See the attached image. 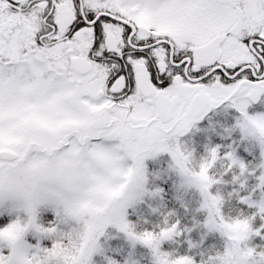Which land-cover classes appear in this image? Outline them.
I'll return each mask as SVG.
<instances>
[{
  "label": "snow or ice",
  "instance_id": "6c2138e0",
  "mask_svg": "<svg viewBox=\"0 0 264 264\" xmlns=\"http://www.w3.org/2000/svg\"><path fill=\"white\" fill-rule=\"evenodd\" d=\"M262 95L264 0H0V177L25 187L51 183L83 195L92 184L121 179L116 169H146V157L167 152L173 161L178 137L209 109L227 102L241 118ZM219 148H209L214 162ZM222 158L227 171L243 170L235 149ZM211 186L200 190L202 223L225 237L223 249L199 262L163 250L161 242L182 231L178 220L164 219L143 228L146 237L161 233L142 242L154 264H224L225 249L237 244L254 250L229 264H264V245L249 244L253 234L264 236V223L253 227L257 215L264 221V175L240 195L255 209L240 242L218 228L228 217L211 206ZM33 210L0 205V230L24 225L15 241L0 240V264H65L56 243H68L66 225L47 209L33 222ZM97 249L83 264H94Z\"/></svg>",
  "mask_w": 264,
  "mask_h": 264
},
{
  "label": "clouds",
  "instance_id": "9594fccd",
  "mask_svg": "<svg viewBox=\"0 0 264 264\" xmlns=\"http://www.w3.org/2000/svg\"><path fill=\"white\" fill-rule=\"evenodd\" d=\"M230 127L239 129L242 138L255 141L260 148V160L254 164L251 161L244 163L243 170L234 174L239 185L246 186L248 175L245 173L252 174L257 169H261L257 181L260 175H264V112L244 113L241 118H236ZM177 152V158L171 161L169 167L179 176L178 188L185 190L196 188L200 191L201 188L207 189L220 180V176L209 171L214 166L209 149L207 154L201 155L198 160L193 155L194 149L182 147L181 143ZM250 164L251 167H249ZM224 171H227V168ZM114 175L122 178L114 183L105 181L92 184L83 195H68L67 188L61 189L51 183H38L25 187L19 181H10L6 176L0 177V205L16 203L25 211L34 208L35 210L30 212L33 222L38 221L40 209L51 210L59 217L60 222L66 225V228L61 229V236H67L68 243L61 247L62 240H57L58 254L64 259L65 264H83L82 257L86 252L91 251L97 243L102 248L100 237L105 234L108 225L126 224V230L121 231L133 242L142 243L144 239L155 241L161 235L157 233L146 237L145 230L138 228L136 221L126 217V209L129 206L142 201L146 194L156 196L160 192L158 185L148 187L146 169L129 166L124 171L116 169ZM233 192L237 193L238 199L241 198L238 189H232L228 192V196L231 197ZM214 196L211 206L219 211L225 197L220 189L216 190ZM254 203L258 205L259 201ZM170 213L165 214V219ZM23 228L24 225L19 221L15 222L11 228L0 230V240L15 241ZM218 228L227 235L229 240L236 242L246 240L252 231L250 217L242 213L228 216V219L221 217ZM253 250V247L240 250L238 244L232 250L226 248L224 264H229L234 254L246 259L252 255ZM127 264H129L128 261Z\"/></svg>",
  "mask_w": 264,
  "mask_h": 264
},
{
  "label": "rangeland",
  "instance_id": "374dc122",
  "mask_svg": "<svg viewBox=\"0 0 264 264\" xmlns=\"http://www.w3.org/2000/svg\"><path fill=\"white\" fill-rule=\"evenodd\" d=\"M230 110H233L235 114L226 116ZM248 111L264 112V97H262L256 105L253 106L250 104ZM222 112L223 115H221ZM215 114L219 115L218 119H213L204 126L195 127L186 139L183 141L179 140V142L182 147L194 149L193 155L197 160L201 155L207 154V149L219 145L221 158H218L214 162L213 168L209 171L210 173L220 176V180L211 186L210 191L215 193L217 189H220L223 193L225 199L221 205V210L226 217H228V212L230 211L233 212L232 216H236L238 213H241L242 210L248 211L245 215L251 214L255 211L254 207L240 201L236 192H233L231 197L228 196V192L232 191V189H238L239 195L247 194L253 189V186L257 184V176L261 169H257L255 173L246 174L248 175L246 186L241 187L238 181H233L232 179L233 175L238 172L239 169L233 167L228 171H224L227 162L222 158V153L235 149V155L239 159H242L245 163L251 161L254 164L261 158L260 148L255 141L242 138L239 129L230 127L239 116L235 108L226 106ZM222 147L223 149L221 150ZM163 156L166 157V169H155L153 176L154 181L161 179L164 183L168 184L167 192L169 194V200H167V203H170L171 213L170 210L168 212L162 211V198L160 193L164 189L160 187L158 195L149 196L146 194L142 201L129 206L126 209V217H128V210L130 209L132 210L130 213V220L136 221L138 228L151 229L155 225L162 224L165 219V214L170 213L167 216L168 221L171 223L178 220V227L182 229V231L179 236L174 235L171 239L163 240L161 242V248L168 251L175 250V252L179 254H186L191 251L193 252V258L199 262L202 259V254L204 257H207L216 250H222L225 237H223L219 231L209 230L203 225L202 221L206 216V210L200 208V203L203 199L200 191L196 188H187L185 190L177 187L179 176L169 167L171 164V156L169 153L161 152L154 156L146 157V171L149 161L152 164H157ZM251 166L250 164L249 167ZM261 194V189H256L253 192V198L258 200ZM232 201L234 202L235 208H233L231 204ZM241 204H244L247 210L242 208ZM49 211L51 212V210ZM197 221H201V223H197ZM260 223H264V221L257 215L253 219V227H257ZM262 232H264V230H262ZM189 242L192 244L191 247H189ZM100 244L102 246V252L93 254L92 259L94 264H106V256H111L119 260L121 264H124L125 260H127L129 264H154V258L148 246L139 241L133 242L125 233L118 230L114 225L107 226L105 234L100 237ZM249 244L256 245L259 248L264 245V236L253 234L249 239Z\"/></svg>",
  "mask_w": 264,
  "mask_h": 264
},
{
  "label": "trees",
  "instance_id": "16d2710c",
  "mask_svg": "<svg viewBox=\"0 0 264 264\" xmlns=\"http://www.w3.org/2000/svg\"><path fill=\"white\" fill-rule=\"evenodd\" d=\"M235 112L232 111L230 113V115H234ZM225 145V144H223ZM223 149V147L221 148V150ZM166 157H161L160 160L157 162V164H152L150 161L147 163V174H148V187H152L153 185H158L159 187H162L164 190L160 193L161 194V198H162V211L163 212H168L169 210H171V206H170V203H167V200H169V194L167 192V186L168 184L167 183H164L163 180L161 179H158V180H155L154 181V172H155V169H160V170H165L166 169V166H167V162H166ZM233 205V208H235V205H234V202L232 201L231 203ZM241 207L246 209L247 210V207L244 206V204H241ZM232 210V209H231ZM49 211V210H48ZM50 212V211H49ZM132 212V210H128V219L130 220L131 219V215L130 213ZM229 215L228 216H232L233 212H228ZM241 213L245 214V213H248V211H244L242 210ZM255 242V241H254ZM187 255H191L193 256V252H188L186 253ZM97 263V261H96ZM98 264V263H97Z\"/></svg>",
  "mask_w": 264,
  "mask_h": 264
},
{
  "label": "flooded vegetation",
  "instance_id": "af4514ba",
  "mask_svg": "<svg viewBox=\"0 0 264 264\" xmlns=\"http://www.w3.org/2000/svg\"><path fill=\"white\" fill-rule=\"evenodd\" d=\"M264 95H262V97H263ZM226 106H230V104H228L227 102H225V103H222L221 105H218V106H216V107H214V108H212V109H209V113H208V115L204 118V120L203 121H201L200 123H194L193 124V126L191 127V130L189 131V134L194 130V128L195 127H197V126H200L201 124H203L204 122H206V120H208V119H212V118H214L215 116H216V112H218L219 110H221L222 108H224V107H226ZM232 108V107H231ZM225 111H227V110H225ZM231 111V110H230ZM230 111L228 112V113H230ZM224 112V111H223ZM189 134L186 136V137H184V138H182V134L178 137V140H184L185 138H187L188 136H189Z\"/></svg>",
  "mask_w": 264,
  "mask_h": 264
},
{
  "label": "water",
  "instance_id": "95a60500",
  "mask_svg": "<svg viewBox=\"0 0 264 264\" xmlns=\"http://www.w3.org/2000/svg\"><path fill=\"white\" fill-rule=\"evenodd\" d=\"M260 98H261V97H260ZM260 98H259L257 101L252 102V104H257L258 101L260 100ZM211 109H212V108H211ZM208 113H209V112H207V113L203 116L202 119L196 121L195 123H199L200 121H202V120L206 117V115H207ZM189 131H190V128H189V130H188L187 132L183 133L181 136H185V135H187V134L189 133Z\"/></svg>",
  "mask_w": 264,
  "mask_h": 264
},
{
  "label": "bare ground",
  "instance_id": "6f19581e",
  "mask_svg": "<svg viewBox=\"0 0 264 264\" xmlns=\"http://www.w3.org/2000/svg\"><path fill=\"white\" fill-rule=\"evenodd\" d=\"M208 123L210 122V121H212V119L210 118V119H208V120H206Z\"/></svg>",
  "mask_w": 264,
  "mask_h": 264
}]
</instances>
